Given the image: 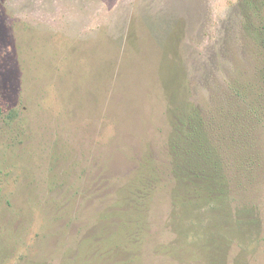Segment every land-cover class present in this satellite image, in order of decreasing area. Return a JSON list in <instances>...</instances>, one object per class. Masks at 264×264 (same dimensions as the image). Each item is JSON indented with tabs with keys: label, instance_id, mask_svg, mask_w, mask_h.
<instances>
[{
	"label": "rangeland",
	"instance_id": "374dc122",
	"mask_svg": "<svg viewBox=\"0 0 264 264\" xmlns=\"http://www.w3.org/2000/svg\"><path fill=\"white\" fill-rule=\"evenodd\" d=\"M189 104L258 123L263 152L225 213L171 218L161 186L139 230L117 200L162 176ZM0 107V264H204L228 216L227 264H264V0H0Z\"/></svg>",
	"mask_w": 264,
	"mask_h": 264
},
{
	"label": "trees",
	"instance_id": "16d2710c",
	"mask_svg": "<svg viewBox=\"0 0 264 264\" xmlns=\"http://www.w3.org/2000/svg\"><path fill=\"white\" fill-rule=\"evenodd\" d=\"M175 112L166 150L168 160L159 168L150 167L151 171L162 169L160 172L162 176L159 178L142 176L137 186L126 195L125 200L123 197L117 200V204L128 203L126 213L134 217V226L140 228L139 230L147 225L144 217L149 212V202L152 194L161 186L171 187L169 193L174 202V206L171 207V218L176 219L178 208L183 211L187 207L198 209V206H211L217 210L222 208L225 213L233 204L230 201L233 188L236 186L237 174L245 168H250L253 159L261 157L263 152L260 147L263 127L258 123H254L255 133H251L253 129L239 127L236 124L238 121L207 115L206 111L195 104H189L184 110L178 109ZM2 115L3 110L0 107V118ZM232 133L239 134L240 139L236 140ZM233 147H236L238 153L229 156V151L233 150ZM263 167L264 164L261 163L260 169ZM254 210L251 207L248 210L244 206L239 208L237 222L241 225V216L244 213L248 214L245 222L254 224V230H260L262 226L260 214L258 212L256 214ZM121 214L125 215V212L120 211ZM224 218L228 223L229 216ZM226 223L219 222L212 228L215 231L213 234L210 233L215 236L213 250L207 249L212 245L211 242L199 249L205 263L227 264L232 244L237 237L233 240L225 237L222 226ZM236 227L232 226L230 231L237 232ZM238 264L251 262L244 259Z\"/></svg>",
	"mask_w": 264,
	"mask_h": 264
}]
</instances>
